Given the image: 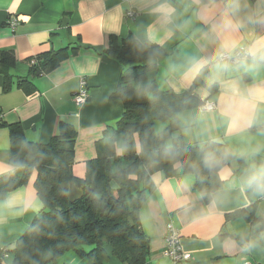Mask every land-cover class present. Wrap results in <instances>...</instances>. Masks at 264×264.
<instances>
[{
    "label": "crops",
    "instance_id": "1",
    "mask_svg": "<svg viewBox=\"0 0 264 264\" xmlns=\"http://www.w3.org/2000/svg\"><path fill=\"white\" fill-rule=\"evenodd\" d=\"M128 12L135 16L127 17ZM12 20L17 21L14 27ZM128 35L157 44L166 54L148 80L135 87L153 82L160 91L181 94L199 77L194 94L215 103L211 112L179 113L181 130L174 136L196 148L209 141L223 143L233 154L219 169L222 185L209 203L193 189L195 176L189 171L150 175L153 190L138 213L149 242L144 264H173L164 256L169 225L189 255L182 264H264V188L248 183L264 169V0H0V59L3 54L14 58L12 67L0 65V124H20L25 139L41 145L60 123L73 125L77 136L71 173L83 178L87 162L99 151H112L107 131L122 116V103L112 94L123 67L104 51L110 37ZM240 48L248 50L249 60L236 65L217 61ZM64 50L67 57L56 67L31 78L30 67L39 55ZM80 79L89 98L77 106L73 95ZM167 126L155 122L154 131ZM114 148L124 168L120 135ZM9 173L19 176L22 171L10 164L9 130L2 126L0 178ZM34 180L32 175L0 199V250L8 251L1 264H12L16 241L43 210ZM249 208L253 223L245 215L231 216ZM105 251L104 264H123L110 248ZM54 264L91 262L69 251Z\"/></svg>",
    "mask_w": 264,
    "mask_h": 264
},
{
    "label": "trees",
    "instance_id": "2",
    "mask_svg": "<svg viewBox=\"0 0 264 264\" xmlns=\"http://www.w3.org/2000/svg\"><path fill=\"white\" fill-rule=\"evenodd\" d=\"M199 1L209 4L218 0ZM104 52L123 67L112 94L122 103L123 112L115 127L107 131L112 151H99L96 159L87 162L83 178L71 173L77 136L73 125L60 123L56 134L41 145L28 142L20 124H0L9 130L10 164L22 171L19 176L9 173L0 178V199L26 185L35 175L34 188L43 205L41 214L16 241L11 251L12 264H54L69 251L79 258H88L91 264H104L106 247L123 264H144L149 242L140 230L138 213L153 190L150 175L162 172L174 177L180 171L191 172L195 176L193 189L201 194L204 203H209L222 185L219 169L233 158L227 145L209 141L196 148L174 136L181 130L179 113L203 104L194 94L200 78L181 94L160 91L153 82L135 87L145 83L155 71L158 60L166 55L163 49L128 35L121 40L110 37ZM65 57V50L39 55L30 67L31 78L48 72ZM13 64L12 55L1 56V66ZM5 78L11 79L8 74ZM8 88L5 82V90ZM208 89L216 90L214 85ZM155 122H166L168 126L155 133ZM118 135L123 139L124 168L114 148ZM168 141L170 147L166 146ZM71 183L89 191L70 202L67 186ZM238 215H245L250 223L256 221L252 208L231 216ZM88 247L91 249L86 251ZM4 252L8 254L7 250Z\"/></svg>",
    "mask_w": 264,
    "mask_h": 264
},
{
    "label": "built area",
    "instance_id": "3",
    "mask_svg": "<svg viewBox=\"0 0 264 264\" xmlns=\"http://www.w3.org/2000/svg\"><path fill=\"white\" fill-rule=\"evenodd\" d=\"M135 16L134 13L128 12L127 17L133 18ZM12 27L17 24V21L12 20L9 22ZM250 58V53L246 48H240L236 50L233 54H221L217 58V61L223 63L225 65H236L243 61H247ZM88 91L87 85L84 79H80L79 89L73 95V102L79 106L84 104L88 100ZM215 103L212 102H203V104L198 107L200 111H214L215 110ZM1 121V116H0ZM169 235L167 238V247L165 249L164 256L169 258L173 264H182L189 260V255L184 253L179 244V236L177 231L171 226H168ZM7 256L4 251L0 250V264L1 261ZM243 264H255L252 262H244Z\"/></svg>",
    "mask_w": 264,
    "mask_h": 264
},
{
    "label": "water",
    "instance_id": "4",
    "mask_svg": "<svg viewBox=\"0 0 264 264\" xmlns=\"http://www.w3.org/2000/svg\"><path fill=\"white\" fill-rule=\"evenodd\" d=\"M64 188V186H62V189ZM89 190L88 189H79L77 188L74 184H69L67 186V195H68V199L70 202H74L78 199H80L84 193H87Z\"/></svg>",
    "mask_w": 264,
    "mask_h": 264
},
{
    "label": "clouds",
    "instance_id": "5",
    "mask_svg": "<svg viewBox=\"0 0 264 264\" xmlns=\"http://www.w3.org/2000/svg\"><path fill=\"white\" fill-rule=\"evenodd\" d=\"M248 183L249 186H255L257 189L264 188V169L254 174Z\"/></svg>",
    "mask_w": 264,
    "mask_h": 264
},
{
    "label": "rangeland",
    "instance_id": "6",
    "mask_svg": "<svg viewBox=\"0 0 264 264\" xmlns=\"http://www.w3.org/2000/svg\"><path fill=\"white\" fill-rule=\"evenodd\" d=\"M199 110V109H198ZM156 123H160V122H156Z\"/></svg>",
    "mask_w": 264,
    "mask_h": 264
}]
</instances>
